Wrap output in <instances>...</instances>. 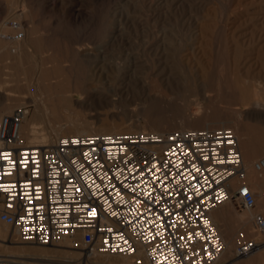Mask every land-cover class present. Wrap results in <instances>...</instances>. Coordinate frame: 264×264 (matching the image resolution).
<instances>
[{"label":"built area","instance_id":"2783aa9c","mask_svg":"<svg viewBox=\"0 0 264 264\" xmlns=\"http://www.w3.org/2000/svg\"><path fill=\"white\" fill-rule=\"evenodd\" d=\"M23 36L18 30L14 39ZM29 108L0 117V221L24 242L70 238L86 257L123 255L135 264H216L225 240L211 212L231 199L256 206L245 181L231 185L245 169L230 127L72 134L31 144L21 133ZM254 164L264 169V156ZM255 222L263 232L262 213ZM241 237L237 255L263 244Z\"/></svg>","mask_w":264,"mask_h":264},{"label":"rangeland","instance_id":"374dc122","mask_svg":"<svg viewBox=\"0 0 264 264\" xmlns=\"http://www.w3.org/2000/svg\"><path fill=\"white\" fill-rule=\"evenodd\" d=\"M48 1L52 0H0V33H15L10 21L17 19L25 37L35 47H32L34 55L26 53L24 45L22 47L24 57L28 56L26 60L31 61H26L24 71L16 60L13 63L16 56L11 58L9 54L17 41L0 37L7 46L0 49V81L6 91L19 95L13 101H0V117L6 107L14 110L22 101L29 104L31 110L34 107L30 101L32 93L23 80L25 72L30 75L35 70L32 58L43 56L46 63L68 59L63 63L72 62L78 77L89 80L99 60L95 57L99 48L105 49L111 63V67L105 68L100 96L79 102L81 106L62 112L61 118H52L57 124H61L62 118L63 124L69 119H78L93 121L98 127L96 123L101 119L123 125L128 129L125 132L139 131L134 129L138 126L152 131L150 125L154 122L177 130L181 129L179 124L184 119L209 112L222 120L229 119L225 126L231 127L236 113L245 108V95L253 97L255 89H260L259 97L264 102V0H60L66 10H75L76 19L69 17L72 13L69 11L66 15L50 11ZM22 11L20 18L15 17ZM5 20L7 25L3 27ZM88 50L94 54H85ZM116 63L121 65L116 66ZM57 67L62 69V64ZM130 69H135L142 81L152 82L150 92L156 96H145L141 85L126 82L125 74L132 73ZM153 70L169 77L172 89L152 75ZM16 83H20V87ZM204 94L211 99L203 98ZM236 119L237 130L250 137L247 142L264 146V117ZM40 126V132L47 133L46 124ZM261 156L264 153L246 159V163L253 165ZM253 171L257 173L254 168ZM244 181L250 187L253 185V181ZM229 224L233 225L231 232L243 231L234 228V221L229 220ZM0 225L13 229L3 222ZM250 225L252 230L256 229L255 224ZM263 235L247 238L263 239ZM63 245L57 247L80 250L74 243L70 244L74 248ZM261 251L243 255L251 258L245 264H264V249ZM4 252L8 253L0 248V254Z\"/></svg>","mask_w":264,"mask_h":264},{"label":"bare ground","instance_id":"6f19581e","mask_svg":"<svg viewBox=\"0 0 264 264\" xmlns=\"http://www.w3.org/2000/svg\"><path fill=\"white\" fill-rule=\"evenodd\" d=\"M126 1L130 2L132 0H126ZM181 1H183V0H181ZM43 2H44V0H43ZM48 6L50 7V11L55 12V10H56L63 15H66V11L72 12L69 15V17L72 19H76L77 15H76L75 10L74 9L66 10L67 8L64 7L63 1L62 2H60V0H52L51 2L48 1ZM17 13H18V11H17ZM23 13H24V11L17 14L15 17L20 18L21 14H23ZM57 18H59V17H57ZM5 22H6V20H5ZM10 23H11L12 28L15 29L16 32L20 29H21V31L23 30L22 25L20 24L19 20L12 18V21H10ZM6 25H7V22L3 24V27H6ZM23 32L25 33L24 30H23ZM15 33L7 34V33L1 32L0 37L3 36L4 38H9L11 41H17L18 44H16V43L15 44L18 46H16V45L12 46L9 49V54L12 55V57L10 56L11 58H13L14 55L16 56L14 58L13 63H16V61H17L18 65L22 66L23 70H24L25 64L30 63L31 61L28 62L26 60L28 57L26 54H25V56H27V57H24V55L22 53V47L24 45L25 49L27 50L25 52L26 53L28 52V54H29V52H31V54H33L32 53V52H34L33 48H35V47H33V44L29 41V39H27L25 37V35L21 39H18V40L14 39ZM31 33H32V31H31ZM29 37H31V36H29ZM6 47L7 46L4 43H2V39H1L0 40V49L4 50ZM156 49H158V48L156 47ZM105 53H106V51L103 48H99L98 54L95 53V54H97V55H95V57L98 58L99 60L95 64L96 69L92 73L89 80H86V79H88V77L86 79H80L78 77V75L72 69V62L63 63V61H69L68 59H60L59 61H55L56 60L55 59L52 61H48V59L46 58L48 61L47 63L45 62V58L43 60V56L41 58H40V56H38V58L34 57L31 59L32 60L31 64L35 65V70L33 67H31V70L33 69L34 71L30 75H28V73L26 74V72H25L23 80H25L24 82L27 86L26 88L28 89V91L30 93H32V95L30 96L31 97L30 101L33 102L34 107L32 108V110L30 108L28 109V114L25 116L23 124H22V128H21V133H22L23 137L27 140L28 143L37 144V143L55 142L61 135L102 133V132L103 133L104 132L117 133V132H125V130H128V129L122 127L123 125L120 127L119 124L109 123L108 121L101 120V119L98 120L96 123V124H98V127H95L96 125L93 124V121L91 122V121H86V120L83 121L82 120L80 122L78 119H71V120L69 119V121L67 123L64 122L65 124H63L62 123L63 118H62V119H60L61 124L60 123L57 124L58 121L54 122L52 119V118H55V120H56L57 117L61 118V116H59V115H61L62 112H66V111L72 109L74 106H81V104H80L81 101H85V100H88L90 98L100 96V94H101L100 91H101V88L103 87L102 83L104 82L102 78L105 76L104 73L106 72L105 68L111 67L110 60L108 59V56ZM31 54H30V56H31ZM85 54L93 55L94 53L88 50ZM26 61H27V63H26ZM45 64H49V65L45 66ZM58 64H62V69H59L57 67ZM115 65L118 66V65H121V63H116ZM133 65H131V67ZM125 66H128V65L126 64ZM154 67L156 69V66H152L153 69H154ZM131 71H132V73H130L128 75H127V73L125 74L126 75V78H125L126 82L130 85L132 83L134 85H137V84L141 85V87L143 88L142 93L143 92L146 93L145 96H153V95L156 96V94H152L150 92L151 91L150 83H152V82H150L148 84L147 82L142 81L141 77H139V74H137V71H135V69H133ZM156 71L157 70L151 71L152 75L159 78L160 82L164 86H166L168 89L169 88L172 89V87H171L172 81L170 80V78L165 76L164 74H163L164 76L162 74L160 75L161 71L157 72V73H156ZM126 72H128V71H126ZM108 75H110V74H108ZM108 80H109V78H108ZM17 85H18V87H20V83H18ZM130 85H129V87H130ZM263 85H264V83L262 84V86ZM250 88L251 87L249 86V89ZM255 90H256V91H254L255 95L253 97H251L249 95H245V102H244L245 108L240 109L236 113L237 114L236 118H239V117L245 118L246 117L247 119L249 118L251 120V119H255L259 116L264 117V102H262L260 100V97H259L260 89H255ZM261 90H262V88H261ZM252 91H253V89H252ZM18 97H19L18 93L15 94V93H11V91L10 92L6 91V89H4V86L2 85V82L0 81V101H5V103H6V101H8V100L13 101L15 99H18ZM203 98L211 99V96L204 94ZM8 103L9 102H7V104ZM24 103H26V102H24ZM24 103L22 101L20 103L21 106H17L15 109H17L18 107H22V106H29V104H24ZM7 104H5V105H7ZM5 110H6V112L4 114H11L14 111V110H11L12 111L11 112L10 107H6ZM196 115L194 118L184 119V121H182V123L179 124V127L181 129H188V127H191V128H213L215 126L216 127H224L226 125V121L229 120V119H224V118H223L224 120H222L221 119L222 117L219 118L217 116L210 114L209 112H206L204 114H196ZM71 117H73V115ZM236 118H234V119L237 120ZM235 120L233 121L235 126L232 125L230 128H233L234 132L236 133V135L238 137V144H239V148L241 150L242 156H243L245 173H244V176L242 179L239 177H234L231 180V185L233 188H236L241 181H244V179L246 181L248 180V181L252 182L254 175H256V177L258 178V177H261L260 174L263 175V172H264V169L257 170L255 168V164H254L255 162H253V165H252V163L250 165H248V163H246V159L253 158L262 149H259V151H258V149L256 148V146H257L256 143L253 142L254 145L256 144L254 146L253 144L247 142L248 136H246L244 134V132H242L241 130H240L241 132H239L237 130L238 127H236V121ZM41 123L46 124V128H47L46 132L47 133H42V131L40 132ZM154 123L157 124V122H154ZM154 123H152V124L150 123L151 124L150 129L152 131H145L142 126H138L134 129H138L139 131L151 132V133L152 132L153 133H166L169 131H174V130H172L174 128L171 129V126H169L170 128H168L167 126L166 127L165 126H158ZM230 123H231V121H230ZM185 127H187V128H185ZM241 128H242V126L240 127V129ZM126 132H129V131H126ZM252 133L253 132H251V134ZM248 138L250 140V137H248ZM258 154H260V153H258ZM253 168L257 171V173H254ZM257 178H256V180H257ZM236 183H237V186L234 187L236 185ZM251 187H253V185H251ZM256 188H257V185H256ZM259 193L256 195H259ZM256 197H258V196H256ZM255 210L256 209L254 207L251 209L244 208L240 205L238 200L231 199L228 202H226L225 204L215 208L211 212V218L213 219L214 223L217 225L220 233L222 234V236L225 240V249H224L221 257L219 258V260L216 262V264H245L246 260L251 259L249 257H248V259H246L245 257H243V255H237L235 241L242 238L241 233H243V236L245 238L249 237L250 235H255V237H256V235L258 236V235H261L264 233V231L263 232H259V231L257 232L256 231L258 229L256 227V222H255V215L257 214V213H255ZM229 220L234 221V223H235L234 228H239V229H242L243 231H240V232L237 231L235 233L231 232L232 230H230V229H232L233 225L231 226L229 224ZM4 224H6V223H4ZM250 224H253V225L255 224L256 229L252 230V227ZM6 225H8V224H6ZM256 239L261 241L263 244H261L257 250L252 252V254H254L256 251L257 252L261 251L264 248V238L263 239L256 238ZM26 243H30V242H24V241L20 240V238L18 237V235L14 229L10 230L7 227H2L0 225V248L1 249L3 248L4 250L8 251L7 254L5 252H4L5 254H0V259H2V258H14V259H18V260H23L24 262H26L28 264H74V263L82 264L84 262H86L87 264H135L134 259L132 257H129V256L96 253V254H91V255L86 257V254L84 253V251L77 250V249H59L57 247L58 245H61L62 243H64L63 246L74 248L73 246H71L72 243H74V241L70 238H64L58 243L51 244L52 246L31 245V244H26ZM32 244H34V243H32ZM3 245H4V247H3ZM84 257H86V258H84Z\"/></svg>","mask_w":264,"mask_h":264},{"label":"crops","instance_id":"0c3cea01","mask_svg":"<svg viewBox=\"0 0 264 264\" xmlns=\"http://www.w3.org/2000/svg\"><path fill=\"white\" fill-rule=\"evenodd\" d=\"M256 148L258 149V151H259V149H262L258 153H264V146L263 145H257ZM258 153L256 155H258ZM260 176L261 177L257 178L256 175H254V177H253V181H254L253 182V191L255 190L254 192L256 194H258L260 192L259 195H256L258 197H256V206L254 208L256 209V211H259L258 213H262L264 215V172H263V175L260 174ZM256 178H257V180H256ZM256 185H257V188H256Z\"/></svg>","mask_w":264,"mask_h":264}]
</instances>
